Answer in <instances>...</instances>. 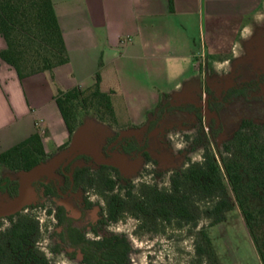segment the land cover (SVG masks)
Masks as SVG:
<instances>
[{
  "label": "rangeland",
  "instance_id": "374dc122",
  "mask_svg": "<svg viewBox=\"0 0 264 264\" xmlns=\"http://www.w3.org/2000/svg\"><path fill=\"white\" fill-rule=\"evenodd\" d=\"M253 37L250 42H243L244 56L237 61L199 63L197 76L183 82L185 88H194L191 93L173 97L163 93L162 105L167 110L158 116L153 112L144 125L119 123L111 129L107 123L96 120L92 111L85 114L92 121L83 115L84 127L68 146L72 153L61 152L63 158H54L48 167L51 176L40 172L25 175L1 165V176L20 183V195L0 192V238L10 227L9 216L22 213L39 222L36 247L52 264H84L81 254L73 258L65 250H53L61 230L55 213L62 204L88 237L125 234L132 244L131 264H212L207 253L197 252L199 245L206 248L203 228L220 264H261L234 196V207L227 212L226 219L213 225L210 210L219 196L191 193L190 204L200 212L197 223L178 218L168 222L140 206L151 199L155 188L170 191L172 176L203 163L207 148L219 158L242 120L253 119L260 139L264 140V79L260 80L264 73V26ZM251 80H259L260 85L255 88L256 83H252L245 89ZM234 87L237 89L232 90ZM85 143L95 147V152L90 153L92 156L78 155L68 169L69 158L81 151ZM75 167L89 168L77 187L73 184ZM107 178L116 180L114 191L108 189ZM48 179L65 187L60 196L40 197V180ZM32 182L41 187L38 193ZM114 193H120L127 201L117 221L107 218L108 200ZM250 203L256 211L264 206L258 201ZM257 232H264V212L258 214Z\"/></svg>",
  "mask_w": 264,
  "mask_h": 264
},
{
  "label": "crops",
  "instance_id": "0c3cea01",
  "mask_svg": "<svg viewBox=\"0 0 264 264\" xmlns=\"http://www.w3.org/2000/svg\"><path fill=\"white\" fill-rule=\"evenodd\" d=\"M53 2L70 56L67 64L21 79L0 54V153L39 131L49 157L34 173L48 176L57 155L72 153L68 146L84 127L83 115L92 121L85 115L89 112L81 113L72 140L60 148L69 132L55 101L59 90L88 87L99 71L102 90L113 91L119 123L144 125L162 105L163 93H191L194 88L183 82L197 76L199 63L241 59L243 42L264 26V0ZM6 46L0 35V53ZM93 152L95 147L85 143L67 164Z\"/></svg>",
  "mask_w": 264,
  "mask_h": 264
},
{
  "label": "trees",
  "instance_id": "16d2710c",
  "mask_svg": "<svg viewBox=\"0 0 264 264\" xmlns=\"http://www.w3.org/2000/svg\"><path fill=\"white\" fill-rule=\"evenodd\" d=\"M0 35L7 45L1 51V57L15 68L21 79L41 72H53L70 61L53 0H0ZM261 75L260 80L264 79V73ZM252 83H256L255 88L260 85L257 80L247 82L244 88L250 87ZM112 94L113 91L102 90L99 71L92 85L85 88L74 86L57 92L55 101L69 132V139L60 148L72 140L83 112L92 111L100 121L111 127L119 124ZM165 110L167 107L161 105L153 115L158 116ZM213 140L217 143L215 134ZM48 157L43 134L36 131L1 152L0 166L4 164L13 171L31 172L45 163ZM72 162L74 159L66 165L68 169ZM88 170V167L73 169L75 187ZM40 181L43 187L41 198L60 196L61 189H65L58 187L51 179ZM171 182L170 191L155 188L151 199L140 203L142 209L153 211L168 222L178 218L197 223L200 212L190 204L191 193L219 196L210 210V215L214 217L210 225H213L226 219L227 212L234 207V196L264 264V232H257L258 214L264 212V206L256 211L250 203L258 201L264 205V140L260 139L258 125L253 119L242 120L231 140L224 144L219 158L207 148L203 163L193 164L188 170L177 173L171 177ZM106 183L110 191L115 190L114 178H107ZM36 185L33 183L38 193L41 187ZM187 186L189 189H186ZM0 192L17 197L20 195V183L0 175ZM128 194L131 195V191ZM126 202L120 193L112 194L108 200L107 218L117 221ZM16 215L9 216L10 227L0 238V264H52L36 247L39 222L22 213ZM55 215L61 230L54 251L65 250L73 258L81 254L84 264H131L132 244L125 234L91 238L82 227L74 224V219L64 205L57 206ZM201 234L206 241V248L199 245L197 252L201 255L207 253L212 264H220L205 228Z\"/></svg>",
  "mask_w": 264,
  "mask_h": 264
},
{
  "label": "water",
  "instance_id": "95a60500",
  "mask_svg": "<svg viewBox=\"0 0 264 264\" xmlns=\"http://www.w3.org/2000/svg\"><path fill=\"white\" fill-rule=\"evenodd\" d=\"M32 172L34 173V172H35V170H34V171H31V172H28V173H32ZM38 172H40V173H43L42 171H38Z\"/></svg>",
  "mask_w": 264,
  "mask_h": 264
}]
</instances>
